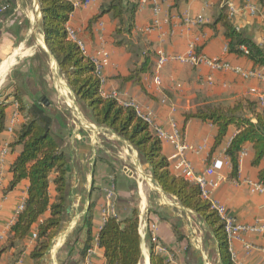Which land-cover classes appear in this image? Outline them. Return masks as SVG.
<instances>
[{"label": "crops", "instance_id": "0c3cea01", "mask_svg": "<svg viewBox=\"0 0 264 264\" xmlns=\"http://www.w3.org/2000/svg\"><path fill=\"white\" fill-rule=\"evenodd\" d=\"M10 1L11 11L0 15V101L7 95L4 126L0 131V157L6 149L0 162V245L24 204L28 186V180L23 179L8 189L11 180L9 168L20 150L19 145L10 144L23 121L15 97L11 95V85H17L26 105L38 100L48 101L51 129L62 138V149L69 166L64 219L42 264H103L97 235L104 221L102 210L105 207L118 219L129 215L132 208L138 209L142 253L139 264H149L153 245L154 251L157 246L164 249L158 253L167 260L170 258L169 264H218L216 244L204 222L193 211L181 206L174 196L161 190L152 180L149 167L140 161L130 145L107 128L94 124L80 109L45 46L38 1ZM70 1L74 7L66 27L71 28L82 41L86 55H93L99 48L108 53L109 63L102 70V95L115 93L120 102L134 101L142 109L148 108L166 130L170 129L168 121L173 118L181 129L183 140L190 146L186 158L194 171H203L213 158H227L224 152L235 128L229 126L221 144L211 151L216 128L196 119L185 121L183 113L203 103L233 104L240 98L256 100V94L249 91L253 88L257 94H264V80L244 78L227 70H212L204 64L169 60L159 71L160 84L157 85L153 56L151 71L142 75L141 85L122 83L117 75H125L134 58L123 47L113 44V19L105 14L88 23L103 0L87 3L84 0ZM132 1L138 2L134 34L150 51L161 49L169 54L184 53L188 44L198 37L197 45H202L201 54L222 58L243 70L256 69L264 73V66H253L245 55L226 51L220 24L215 28L209 26L219 0H158L161 25L150 32L145 31L153 19L150 3ZM227 5L228 11L232 9L231 17L236 28L264 43L262 1L227 0ZM248 5H253L256 13L251 14ZM185 13L202 15L203 23L183 24L178 16ZM162 98L166 99L165 103H161ZM260 107L264 108V105ZM13 116L15 121L9 131L7 127ZM162 151L169 160L171 172L180 175L172 145L163 141ZM252 155L251 144L247 143L239 155L237 176L231 177L230 164H225L215 174L218 183L210 195L224 205L239 223L264 226V193L251 192L244 183L246 179L257 181V169L251 165ZM53 177L54 172L50 179ZM51 180L49 194L53 200L55 190ZM112 184L114 193L107 197L106 191ZM89 211L92 215L91 246L81 255L86 238L83 218ZM47 215L48 212L33 224L32 232H36L37 225ZM34 239L28 235L15 247L7 249L0 256V264H32L29 253ZM243 240L264 248V231L246 233ZM231 255L235 264H264V251L247 250L242 241L232 242Z\"/></svg>", "mask_w": 264, "mask_h": 264}, {"label": "trees", "instance_id": "16d2710c", "mask_svg": "<svg viewBox=\"0 0 264 264\" xmlns=\"http://www.w3.org/2000/svg\"><path fill=\"white\" fill-rule=\"evenodd\" d=\"M41 13L40 30L48 52L56 61L58 70L71 90L80 109L97 126L107 128L130 145L140 161L149 167L152 180L178 203L193 211L209 229L216 244L218 264L233 262L226 235L216 211L201 195L199 185L176 175L169 169V160L162 151V140L152 131L149 124L138 117L134 108L124 106L116 97L101 93L100 77L95 73L91 60L79 45L68 38L67 21L73 10L70 0H37ZM219 0L209 24L215 28L220 24L226 41V51L245 55L253 66H264V43L252 35L238 30L228 11L227 0ZM263 1V0H260ZM9 5L10 0H0ZM138 2L132 0H103L97 13L88 23L109 14L114 21L113 44L123 47L134 58L125 75L118 74L122 82L142 84V75L151 71V58L156 60V52L150 51L134 34V16ZM144 45V46H143ZM202 45H197L200 53ZM11 95L17 102V110L23 121L19 124L15 140L10 146L19 145L20 150L10 165L11 180L8 189L19 181L28 180L26 197L22 209L10 226L9 233L0 245V256L7 249L15 247L28 235L36 233L29 256L32 264H42L43 257L51 247L63 219L68 194V160L62 149V138L51 129L52 116L48 101L38 100L26 105L17 85H11ZM7 95L0 101V131L3 130ZM184 120L196 119L210 123L216 128L211 151L221 144L229 126L235 133L225 149V156L231 167L230 176L238 174L239 155L247 143L253 152L251 165L257 169V181L264 185V108L250 98H240L233 104L203 103L183 113ZM54 172L51 180L50 175ZM50 180L55 196L49 194ZM48 215L32 232L33 224L45 213ZM92 215L89 211L83 218L86 238L84 255L91 246ZM97 244L102 249L103 264H139L142 258L139 234L138 209L132 208L129 215L118 219L114 214L106 215L97 235ZM149 264H169L168 260L151 247Z\"/></svg>", "mask_w": 264, "mask_h": 264}, {"label": "built area", "instance_id": "2783aa9c", "mask_svg": "<svg viewBox=\"0 0 264 264\" xmlns=\"http://www.w3.org/2000/svg\"><path fill=\"white\" fill-rule=\"evenodd\" d=\"M90 0H84V3L89 2ZM143 3L149 2L151 6V10L153 13V19L145 28V31L150 32L154 29H157L161 25V21L158 17L160 13V3L158 0H141ZM74 7V5H73ZM248 11L251 14L256 13V9L253 5H248ZM9 9V5L0 2V14L7 12ZM262 13H264V0L262 1ZM229 14H232V9H229ZM179 17V21H181L185 25H200L203 23L202 15L191 16L189 14H182ZM68 38L75 41L82 52L86 55V50L84 44L81 40H79L74 31L71 28H67ZM198 37L192 40L188 46L187 50L184 53H176L169 54L164 52L161 49L156 51V60L154 66V80L157 85L160 84L159 71L164 66V64L169 60H176L182 63H189L191 65H200L204 64L208 66L212 70H227L232 71L233 73L239 74L244 78L255 77L264 80V73L260 70L251 69V70H243L240 67H234L227 61L222 58H210L205 56L204 54L197 53L196 47L198 43ZM87 56V55H86ZM94 65L95 73L100 77L101 83H103L104 78L102 76L103 68L109 63L108 53L99 48L95 51L93 55L87 56ZM249 93L256 94V99L261 106L264 105V94H257L255 90L250 89ZM111 96L116 97L115 93L111 94ZM117 98V97H116ZM166 99L162 98L161 103H165ZM124 106H130L134 108L138 117L142 118L146 121L152 131L156 134V136L162 140L170 143L173 147V156L178 159V166L180 169V173L188 180L197 183L201 189V195L204 199H207L211 207L218 214L221 222L223 223L224 232L226 235V240L229 246V250L231 253V245L233 241H242L247 250L259 249L264 251V248H258L250 243L244 242L243 235L246 233H262L264 231V226L255 223V224H242L239 223L235 217L227 210V208L217 202L216 200L211 198V190L217 186V179L215 177L216 172L221 170L225 164L228 163L227 158H213L211 159L210 164L201 172H196L192 168L190 162L186 158V152L190 149V146L183 140L182 133L180 127L177 125L173 118H170L168 121L169 130L164 129V127L159 124L153 112L148 108L142 109L136 102L134 101H121ZM15 121V116H13L10 120V125L7 127L9 131L12 130V123ZM6 149H3L0 157V162L3 160V155ZM244 183L248 185L249 190L251 192L264 193V185L259 181H251L244 180ZM114 193L113 184L107 189L106 195L107 197H111ZM23 205L20 206L22 209ZM112 207V206H111ZM107 212V207L102 210L103 219H105ZM36 233L32 234V238H35ZM1 238V237H0ZM157 252H164V249L160 246L156 247ZM232 256V255H231ZM168 262L171 260L168 258Z\"/></svg>", "mask_w": 264, "mask_h": 264}, {"label": "rangeland", "instance_id": "374dc122", "mask_svg": "<svg viewBox=\"0 0 264 264\" xmlns=\"http://www.w3.org/2000/svg\"><path fill=\"white\" fill-rule=\"evenodd\" d=\"M60 138V137H59Z\"/></svg>", "mask_w": 264, "mask_h": 264}]
</instances>
